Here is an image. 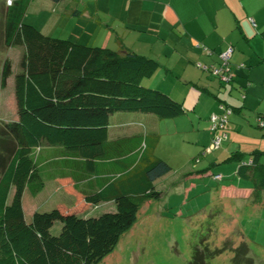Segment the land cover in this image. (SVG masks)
Listing matches in <instances>:
<instances>
[{
  "label": "trees",
  "instance_id": "1",
  "mask_svg": "<svg viewBox=\"0 0 264 264\" xmlns=\"http://www.w3.org/2000/svg\"><path fill=\"white\" fill-rule=\"evenodd\" d=\"M27 2H0L1 44L6 49L21 47L16 71L10 57L4 58L0 70L2 89L12 75L14 98L12 112L4 102L0 118V264H98L132 227L141 206L160 199L155 180L171 168L153 152L156 133L145 138H112L109 116L136 111L170 118L184 108L168 92L147 82L160 65L156 59L126 47L121 37L113 49L45 34L22 20ZM81 13L71 10L74 16ZM259 34L264 39V27ZM197 46L206 54L213 52ZM229 47L225 63L220 53L228 47L216 52L215 63L197 61L196 65L220 83H231L235 75L230 62L233 47ZM213 67L229 74L228 80L211 73ZM225 122L215 134L225 135ZM42 144L62 147L76 158L73 165L80 171L55 177L73 195L71 204L58 201L48 210H34L26 219L21 200L24 189L35 195L43 187L35 160ZM225 160L238 162L236 175L247 182L238 186L249 188L253 207L264 208V149L233 150ZM81 164L99 174L98 189L79 188ZM212 178L217 181L212 186L214 195L225 185L218 183L223 178L220 173H213ZM109 201L114 203L113 210L82 214L83 204ZM55 220L60 221V229L52 233ZM198 251L194 250L196 255L188 264H207L211 253Z\"/></svg>",
  "mask_w": 264,
  "mask_h": 264
},
{
  "label": "rangeland",
  "instance_id": "2",
  "mask_svg": "<svg viewBox=\"0 0 264 264\" xmlns=\"http://www.w3.org/2000/svg\"><path fill=\"white\" fill-rule=\"evenodd\" d=\"M158 1L160 0H28L22 20L51 36L94 45H103L106 42L105 45L113 49L118 47L115 37V32H118L126 47L146 55L147 51L143 52L142 42L136 40V35L139 34L136 29L126 30L123 25L128 22L127 27H131L129 23H133L135 21L133 18L136 16H139V20L145 24L151 18L155 20L162 10ZM251 1L255 11L257 9L264 11V0ZM154 4L156 7L152 8ZM247 4L250 5V2ZM75 8L82 11L81 15L71 14V10ZM249 13L247 20L251 19L255 22L257 19L260 25L259 18L252 15V8ZM121 21L124 23L122 24ZM241 25L249 29L248 23L243 19ZM249 25H252L251 22ZM149 29L152 32L153 28ZM252 39L253 36L250 40ZM155 40L149 37L148 46L151 47ZM252 43L262 51L252 61H248L249 58L241 51L245 50L243 41L231 56V62L238 68L251 64L249 77L245 72L243 73V69H247L240 67L242 74L237 72V79L231 83L223 82L219 85L216 77L209 78L217 86L212 87L211 92L218 95L224 93L223 87H226L229 92L231 91L229 98L231 96L235 99V106L240 108L239 111L234 108L232 110V116H236L233 125L229 122L231 114L227 115L228 119L223 130L225 136L219 147L205 153H202L201 149L191 160L187 157L189 155L187 152H190L191 148L187 142L186 147L182 149L178 143L175 142L176 147L163 138L161 146L154 153L160 158L163 156L162 159L167 158L164 160L171 168L155 180L156 188L161 190L160 199L150 200L141 206L132 227L121 236L113 250L98 264H188L191 257L196 255L194 250L198 251V249L199 251L207 249L208 255L211 253L209 259L207 258V264H264V208L251 205L247 190L236 192L220 188L214 195L212 192V186L217 183L212 178L213 173L222 175L223 178L218 182L221 185L232 183L237 187L238 184H247L233 172L229 174L231 169L229 165L232 164L235 168L237 161H224L223 158L218 161L214 159L212 163L216 152L220 153L226 148L234 150L239 145L242 151L247 152L256 141L254 134L259 141H264L259 136L264 134V127L261 126L264 122V47L257 40H253ZM20 50V46L4 48L0 33V70L4 58L10 57L12 70L16 71ZM164 77L173 80L171 73H167ZM147 82L150 84V81ZM7 83L4 89L0 87V118L4 117V102L9 112L13 110L12 75L8 77ZM224 95L226 96L227 92ZM226 103L234 105L230 100ZM221 111L219 107V111L215 113L220 114ZM260 113L261 118L258 117ZM143 121L135 120L138 128L146 125L145 120ZM209 141L210 136L208 141L203 143V147L207 146ZM192 142L195 144L194 140ZM171 149L180 150L179 153L184 157L180 160V157H170ZM243 155L246 156V153ZM46 174L45 171L41 172L43 180H47L42 191L32 195L25 190L22 196L26 219L34 210H48L58 201L66 204H71L73 201V195L45 177ZM83 207L85 211L82 214L91 215L115 208L112 201L89 206L83 204ZM59 229L60 221L55 220L50 231L57 233Z\"/></svg>",
  "mask_w": 264,
  "mask_h": 264
},
{
  "label": "crops",
  "instance_id": "3",
  "mask_svg": "<svg viewBox=\"0 0 264 264\" xmlns=\"http://www.w3.org/2000/svg\"><path fill=\"white\" fill-rule=\"evenodd\" d=\"M158 2L162 6V10H160V15L158 13L155 20L151 18L145 24L139 20V16H136L133 18L135 21L129 23L131 27H127L128 22L124 23L121 21V23H124L123 26L127 28L126 30L136 29V32L139 33L136 35V40L142 42L143 52L147 51L146 55L156 59L160 64L154 73L155 75H153V79H150V85H157L168 92L173 99L181 103L184 111L170 118H160L152 113L136 111L127 113L115 112L109 116V135L112 138H126L133 135H139L145 138L156 133L157 143L153 148V152L155 153L156 149L161 146L163 138L165 141L171 142L174 146L178 143L182 149L186 147L187 142L189 147L193 148H190V152H187L189 153L187 157H190L192 160L201 149H204L203 143L208 141L209 136L211 138L208 120L209 115L219 111L221 104L228 105L226 102L230 100L234 105H228L231 109L229 122L233 125L236 121V116H232V110L233 108L234 110H240L239 106H235V99L231 96L229 98L231 91L229 92V89L226 87H223L225 91L224 93L218 94L219 96L210 91L212 87L216 86V83L209 79L212 76L197 66L196 62L215 63L216 52L222 51L229 46L233 47L232 56L236 48L238 49L241 41L245 43V50L241 51L249 58L248 61H252L256 55L262 52L254 47L253 40L261 42L264 47V39L259 34L261 27L263 28L264 26V11L261 9L255 11L251 0H160ZM248 2H250V5L247 4ZM155 7V4L152 5V8ZM249 8H252V15L259 18L260 25L257 23V19L255 22L248 19L252 24L249 25L247 20V15H250ZM86 14L90 16L89 13L86 12ZM241 19L248 23L249 29H245L241 25ZM149 26L153 28L152 32H150ZM115 33L117 41L119 34L118 32ZM252 36L253 39L251 41L250 38ZM149 37H152L153 40L156 39L151 47L148 46ZM197 44L208 47L213 52L210 55L206 54L204 49L198 47ZM176 56L177 58H175ZM231 56L230 62L232 61ZM231 63L233 64L232 71L235 75V80L237 79L238 73H241L239 70L240 67L242 69L246 68L247 70L243 69V73L245 72L248 77L250 76L251 70L249 67L251 64L238 68V66H235V63ZM167 73H171L173 80H168L164 77ZM247 81L249 80L247 79ZM218 83L221 85L220 82ZM186 88L188 89L186 90ZM226 92L228 97L224 95ZM135 120H145L146 125L143 128H138ZM168 122L171 123L169 124ZM261 126L264 127V122ZM259 136L260 139H264V134H259ZM253 137L256 138V141L248 151L254 148L264 149V146H262L264 141H259L256 134ZM193 140L195 144L192 142ZM234 150L242 151L240 145ZM231 151L233 150L226 148L225 151L223 150L220 153L216 152L212 163L215 160L218 161L223 158L225 161L226 156ZM179 152L180 150H169V153H171L170 157H180V160L184 155L182 156ZM161 157L163 158V156ZM73 159L76 158L68 155V152L60 146L42 144L36 150L35 160L40 175L42 171H45L47 173L45 177L55 182V184H58L61 188L62 186L55 178L57 175H69L71 173L72 175H76L80 171L76 165H73L75 163ZM80 166L82 177L76 180L79 188L85 191L98 189L97 175L99 174L88 170L83 164ZM229 167L231 168L229 174L233 172L236 175L237 166L234 168V165L230 164ZM46 182L47 180H43V187L40 191L44 189ZM220 188L226 191L229 189V191L239 192L240 190H247L249 192V188L235 187L232 183L221 186ZM25 190L27 189H24L22 196Z\"/></svg>",
  "mask_w": 264,
  "mask_h": 264
},
{
  "label": "built area",
  "instance_id": "4",
  "mask_svg": "<svg viewBox=\"0 0 264 264\" xmlns=\"http://www.w3.org/2000/svg\"><path fill=\"white\" fill-rule=\"evenodd\" d=\"M8 3L10 2V0L7 1ZM230 51L231 48L228 47L225 51H223L222 53H220V57L223 61V63L226 62V60L228 59L229 55H230ZM226 71V68H225ZM211 73L213 74H217L219 75L220 79L222 81H226L229 78V74H227L225 72V74L223 73V71L221 70V68H217V67H213L211 69ZM220 108L222 109L221 113H211L208 117L209 120V131L213 132V135L211 137L210 143L208 144L207 147H205L204 149H202V153H205L207 151H210L212 148H216L219 143L220 140L222 139V137H224V133L223 134H215L217 130L220 129V127L223 125V123L226 121L227 115L230 113V109L225 108L224 106L220 105ZM215 178H220L219 174H215L214 175Z\"/></svg>",
  "mask_w": 264,
  "mask_h": 264
}]
</instances>
